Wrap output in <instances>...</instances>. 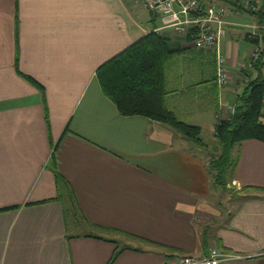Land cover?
Here are the masks:
<instances>
[{
  "label": "crops",
  "instance_id": "crops-1",
  "mask_svg": "<svg viewBox=\"0 0 264 264\" xmlns=\"http://www.w3.org/2000/svg\"><path fill=\"white\" fill-rule=\"evenodd\" d=\"M261 25L264 52V22L229 17L221 50L231 82L219 88L215 51L136 0H0V264H164L213 248L237 256L221 264H264V141L236 148L226 206L203 137L216 139L217 114L259 74L245 68L246 29ZM151 31L184 48L165 63V102L201 128L204 146L121 115L101 89L98 67Z\"/></svg>",
  "mask_w": 264,
  "mask_h": 264
},
{
  "label": "trees",
  "instance_id": "trees-1",
  "mask_svg": "<svg viewBox=\"0 0 264 264\" xmlns=\"http://www.w3.org/2000/svg\"><path fill=\"white\" fill-rule=\"evenodd\" d=\"M224 1L233 4L242 12L257 15L264 22V0L257 11L244 7L239 0ZM187 38L192 40V34H188ZM251 41L259 43V38ZM183 50L184 48L172 42L168 35L151 31L99 66L96 76L104 95L115 104L121 115H141L164 123L184 137L204 146L201 128L179 119L165 102V63ZM16 68L20 76L39 89L42 100L46 103L44 86L19 70L18 58ZM254 69L258 70L259 74L249 79L243 92L237 96L235 113L216 124L215 137L219 154L209 163L214 173L215 185L224 187L229 183V179L233 181L238 163V155L235 156L234 151L243 141H264V52L260 53ZM56 176L59 181L63 180L69 185L59 172Z\"/></svg>",
  "mask_w": 264,
  "mask_h": 264
},
{
  "label": "built area",
  "instance_id": "built-area-1",
  "mask_svg": "<svg viewBox=\"0 0 264 264\" xmlns=\"http://www.w3.org/2000/svg\"><path fill=\"white\" fill-rule=\"evenodd\" d=\"M138 6L158 15L164 28H172L178 35L192 34L191 45L197 49H213L216 54V82L219 88H224L231 82L227 59L221 50V42L226 36V27L229 17L239 15L242 11L228 2L217 3L210 0H136ZM240 3L257 11L251 0H239ZM264 16V10H263ZM264 27V25H263ZM250 39L257 37V29L261 26H251ZM261 47L252 46L249 53V62L245 68L253 69L259 59ZM246 81L249 78L244 76ZM264 102V99H263ZM236 111V106H230L225 114H217V120L228 118ZM237 256L222 252L213 248L201 258L191 256L173 257L166 260L164 264H221L232 260Z\"/></svg>",
  "mask_w": 264,
  "mask_h": 264
},
{
  "label": "rangeland",
  "instance_id": "rangeland-1",
  "mask_svg": "<svg viewBox=\"0 0 264 264\" xmlns=\"http://www.w3.org/2000/svg\"><path fill=\"white\" fill-rule=\"evenodd\" d=\"M251 1H253V3H255L256 4V6H260L261 5V2L259 1V0H251ZM247 30V32H246V36L247 37H249L250 36V32H252V29H250V28H247L246 29ZM250 31V32H249ZM257 37L259 38L260 37V35L257 33ZM256 37V38H257ZM250 39V38H249ZM253 39V38H252ZM260 39V38H259ZM253 44V46H255V45H259L260 47H261V51H262V44L261 43H252ZM248 46V45H247ZM223 53V52H222ZM224 55V54H223ZM249 62V55H248V60H247V62H246V64ZM252 70V69H251ZM233 105H235V106H237V103H234V104H232L231 106H233ZM263 122H264V117H263ZM203 137H204V139H205V142H206V144H207V146L208 147H210V152H209V154L210 155H212L213 157L212 158H214L215 156H218V154H219V145H218V143H217V141H216V139H213V138H211L210 137V135H203ZM215 144H217L216 146H215V148H214V145ZM236 150V149H235ZM236 151H234V155L236 156ZM211 158V159H212ZM229 179V178H228ZM228 184L226 185V186H224V187H222V186H220V185H216L217 187H216V192L218 193V194H220V196L222 197V201H223V203H224V205H226L227 206V203H228V201H227V198L230 196V194H231V192L232 193H234L236 190H237V186L236 185H234L233 183H232V181L229 179L228 180ZM220 196L218 195V198H220ZM216 197V196H215ZM225 206V207H226ZM70 207H71V205H70ZM224 207V208H225ZM70 216H72V214H69Z\"/></svg>",
  "mask_w": 264,
  "mask_h": 264
}]
</instances>
